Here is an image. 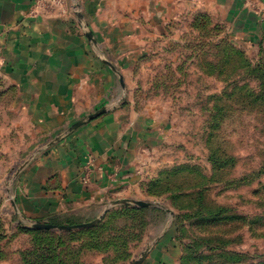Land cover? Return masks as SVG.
<instances>
[{
  "label": "rangeland",
  "instance_id": "obj_1",
  "mask_svg": "<svg viewBox=\"0 0 264 264\" xmlns=\"http://www.w3.org/2000/svg\"><path fill=\"white\" fill-rule=\"evenodd\" d=\"M165 31L125 100L168 130L101 217L24 209L37 152L53 141L0 66V264H264V58L208 15Z\"/></svg>",
  "mask_w": 264,
  "mask_h": 264
},
{
  "label": "crops",
  "instance_id": "obj_2",
  "mask_svg": "<svg viewBox=\"0 0 264 264\" xmlns=\"http://www.w3.org/2000/svg\"><path fill=\"white\" fill-rule=\"evenodd\" d=\"M199 15L264 58V0H0L1 70L22 90L42 140L53 141L24 184L26 211L101 217L107 203L128 196L139 151L168 130L126 104L135 67L145 45Z\"/></svg>",
  "mask_w": 264,
  "mask_h": 264
},
{
  "label": "water",
  "instance_id": "obj_3",
  "mask_svg": "<svg viewBox=\"0 0 264 264\" xmlns=\"http://www.w3.org/2000/svg\"><path fill=\"white\" fill-rule=\"evenodd\" d=\"M104 112V110H103ZM139 206H142V207H145V206H148V204L146 203H143V202H138L137 203ZM39 229H51V228H54V226H38Z\"/></svg>",
  "mask_w": 264,
  "mask_h": 264
},
{
  "label": "trees",
  "instance_id": "obj_4",
  "mask_svg": "<svg viewBox=\"0 0 264 264\" xmlns=\"http://www.w3.org/2000/svg\"><path fill=\"white\" fill-rule=\"evenodd\" d=\"M202 17H206V15H201ZM238 53L241 55V53L238 51Z\"/></svg>",
  "mask_w": 264,
  "mask_h": 264
}]
</instances>
